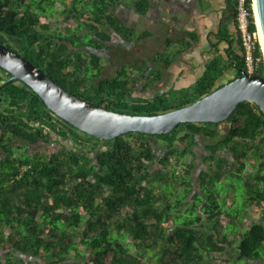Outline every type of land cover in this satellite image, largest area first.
<instances>
[{
    "label": "trees",
    "instance_id": "16d2710c",
    "mask_svg": "<svg viewBox=\"0 0 264 264\" xmlns=\"http://www.w3.org/2000/svg\"><path fill=\"white\" fill-rule=\"evenodd\" d=\"M122 1L0 0V43L76 95L130 114L190 103L244 68L242 49L238 70L226 78L230 64L218 51L189 87L145 97L162 79L156 64L168 67L199 41L190 31L189 41L172 42L175 47L157 52L152 63H123L102 76L99 52L111 49L113 38L106 27L125 41L152 34L133 37L134 27L116 13ZM148 8V0L135 1L139 14ZM73 19L76 25L60 27ZM258 54L256 73L264 76ZM10 76L0 66V85ZM52 134L74 145L29 151V144L48 143ZM198 137L214 140L198 152ZM150 138L168 147L159 159ZM252 260L264 261V112L256 103L241 102L217 123L188 121L163 134L103 139L57 115L22 80L0 87V264Z\"/></svg>",
    "mask_w": 264,
    "mask_h": 264
},
{
    "label": "water",
    "instance_id": "95a60500",
    "mask_svg": "<svg viewBox=\"0 0 264 264\" xmlns=\"http://www.w3.org/2000/svg\"><path fill=\"white\" fill-rule=\"evenodd\" d=\"M254 10L264 41V0H254ZM230 45H232L229 42ZM0 66L11 73L0 87L19 79L31 87L49 109L80 130L103 139L128 132L163 134L183 122H220L243 101L256 103L264 112V76L240 74L210 93L185 105L157 114H130L99 106L67 90L40 67L0 43Z\"/></svg>",
    "mask_w": 264,
    "mask_h": 264
},
{
    "label": "crops",
    "instance_id": "0c3cea01",
    "mask_svg": "<svg viewBox=\"0 0 264 264\" xmlns=\"http://www.w3.org/2000/svg\"><path fill=\"white\" fill-rule=\"evenodd\" d=\"M148 1V11L142 14V32L150 31L152 34L142 37V40L145 44L155 40L158 48L154 55L168 48H174L172 42L179 45L180 40L189 41L190 31L198 33L199 41L193 43L185 53L178 55L168 67L162 63L156 64L163 71L162 79L157 83L156 92L154 90L156 84L144 91L145 97L167 92L171 88L181 90L192 85L202 73L205 63L212 57V54L206 51L207 42L214 40L217 30L225 37L235 29L234 14L229 8V0ZM154 55L151 59L143 56L142 61L147 59L151 61ZM243 262L264 264V261ZM225 264H229L228 261H225Z\"/></svg>",
    "mask_w": 264,
    "mask_h": 264
},
{
    "label": "rangeland",
    "instance_id": "374dc122",
    "mask_svg": "<svg viewBox=\"0 0 264 264\" xmlns=\"http://www.w3.org/2000/svg\"><path fill=\"white\" fill-rule=\"evenodd\" d=\"M135 1L136 0H123L119 8L116 9V13L119 14L122 19L126 21V23L130 26L134 27L133 37L136 38L139 33L142 32V15H140L136 9H135ZM57 6L60 7V2L57 3ZM71 23L72 25H76V20H67L60 24V27L64 29V26L66 24ZM106 29L112 34L113 38L110 41L111 46H114L112 49H103L101 52H99L103 56L102 62L105 64L102 76H110L112 75L115 70L123 63L127 62H140L142 61L143 56H146V58L151 59L154 55L156 48H158L155 40L153 39L152 43H144V40L142 38L134 39L133 41H125L121 36L116 34L111 28L106 27ZM206 45V42H205ZM262 48H263V44ZM264 52V49H262ZM105 57H107L109 60H107ZM105 58V59H104ZM142 64V63H140ZM156 92V89H154ZM144 93V92H143ZM142 94V93H141ZM54 135H52V138ZM57 141L59 139H56ZM214 139H209L206 137H198L199 143L195 146V149L198 152H202L203 150H207L205 148V143H212ZM154 144L156 146V152L158 154H162L164 147L162 144L159 145L157 139H153ZM65 145V148H72L74 145L73 141L71 139L61 138L59 140V144H42L41 142L35 145H31L29 151L34 152L38 149L45 150L47 152H51L53 150H56L60 148L59 146ZM55 146V147H54ZM18 151V150H17ZM196 172L199 171V169L202 167V164L199 163V161L196 162L195 166ZM216 263L221 262V258L216 257L213 259ZM225 264V263H224ZM241 264L243 262L241 261Z\"/></svg>",
    "mask_w": 264,
    "mask_h": 264
},
{
    "label": "built area",
    "instance_id": "2783aa9c",
    "mask_svg": "<svg viewBox=\"0 0 264 264\" xmlns=\"http://www.w3.org/2000/svg\"><path fill=\"white\" fill-rule=\"evenodd\" d=\"M235 20L243 49L244 69L248 73H255L262 62L258 49L261 50L263 58L264 53L260 43L254 0H236ZM252 23L255 28H251Z\"/></svg>",
    "mask_w": 264,
    "mask_h": 264
},
{
    "label": "flooded vegetation",
    "instance_id": "af4514ba",
    "mask_svg": "<svg viewBox=\"0 0 264 264\" xmlns=\"http://www.w3.org/2000/svg\"><path fill=\"white\" fill-rule=\"evenodd\" d=\"M228 5H229V8L231 9V13L234 14V23H235L234 24L235 25L234 31L230 35L227 34V36L229 35V39L231 40V44L232 45H230L229 42L225 39L224 34L221 33V32H218V30H217L214 40L211 41V42H207L208 45H207V48H206V51L210 52L212 55L215 52L219 51L220 53H222L223 57L225 58V62L230 64V68H229V71H228V73L226 75V78H228L229 76H232L238 70L239 63H240V58L242 56V46H241L239 34H238V31H237L236 20H235L236 0H229V4ZM110 43L111 42H109L108 44L111 45ZM113 47L114 46L112 45L111 49ZM216 47H218V49H216ZM105 58L110 61V59H108L107 57H105ZM140 63H142V61H140ZM156 88H157V83H156V86H155L154 89H156ZM61 138H63V137H61L59 135L55 136L54 138L51 137V139H50V141L48 143L49 144H51V143L57 144V146H58L59 140ZM56 139H59V140L57 141ZM153 139H157V138H150L151 142L153 143L154 149L156 150V146L155 145H157V144H154ZM157 141H158L159 145L162 144L164 147H166V149H164V151L168 149V147L166 146V144L164 142H162L159 139H157ZM41 143L42 144H48L46 142H41ZM31 145H35V144H29L28 145L29 149H30ZM59 147L60 148H63V147L65 148V145L62 144V146H59ZM161 156H162V154H159L157 159H159Z\"/></svg>",
    "mask_w": 264,
    "mask_h": 264
},
{
    "label": "bare ground",
    "instance_id": "6f19581e",
    "mask_svg": "<svg viewBox=\"0 0 264 264\" xmlns=\"http://www.w3.org/2000/svg\"><path fill=\"white\" fill-rule=\"evenodd\" d=\"M257 24L259 26V23L258 22H257ZM259 37H260V43L263 44V48L262 49H264V41H263L262 33H261V30H260V26H259Z\"/></svg>",
    "mask_w": 264,
    "mask_h": 264
}]
</instances>
